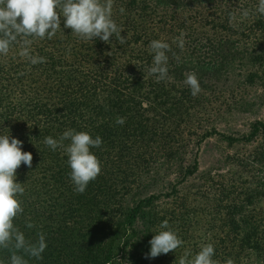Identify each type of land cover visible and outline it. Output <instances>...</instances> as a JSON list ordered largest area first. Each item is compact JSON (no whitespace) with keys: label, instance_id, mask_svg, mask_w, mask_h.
I'll return each mask as SVG.
<instances>
[{"label":"trees","instance_id":"trees-1","mask_svg":"<svg viewBox=\"0 0 264 264\" xmlns=\"http://www.w3.org/2000/svg\"><path fill=\"white\" fill-rule=\"evenodd\" d=\"M151 1L152 5L142 1L140 5L139 0H114L113 19L123 27L121 35L126 43H119L115 36L110 38V43L100 38L81 40L70 28L64 27L61 17V29L51 40L36 39L31 45L32 54L45 57V63L31 64L19 55L18 45H14L7 56L0 55V107L3 108L0 110V134L23 141L22 150L33 155L31 168L22 164L17 169V182L24 183L26 191L21 197L24 213L15 224L32 241L37 239L39 232L45 233L48 245L42 260L25 257L29 264H118L116 257L122 264L124 261L178 264L179 257L186 252L180 247L166 255L146 259L145 254L151 247L149 241L163 220L167 219L175 229L186 217L185 213L195 214L196 209L188 212L183 209L179 214L172 210L167 218L158 209V201L176 194V186L166 193H151L139 198L140 192L136 193L133 187V182L137 181L135 176L139 174L129 169H139L145 164L146 154H156L152 145L159 142L169 150L165 157L181 169L180 181L199 170L198 161L186 166L183 158L189 146L185 134L192 116L191 107L200 104L198 95L193 97L186 89L178 88L186 73L203 75L198 77L201 88L222 85L232 76L229 70L236 63L235 57L244 58L242 68L248 80L264 84V15L258 13L253 21L243 22L246 37L258 36L252 51L242 54L231 39H226L229 48H225L221 38L213 39L203 34L201 39L194 37L197 26L205 30L218 26L222 30L230 28L229 17H224L227 22L220 23L219 17L201 14L187 22L183 14L219 1H229ZM251 2L253 5L254 0ZM233 12L234 9L227 8L229 16ZM178 14L182 15V20L175 23ZM157 15H161V19L157 20ZM150 18L158 28L151 33L147 26ZM178 30L188 31L186 37L192 41L204 40L195 47L197 50L206 48L208 39L216 40L213 61L211 58L207 61L206 56L195 58L194 48L192 57L183 54L173 42L180 36L179 32L176 34ZM163 35L173 38L165 40L172 49L167 53L170 79L156 82L155 76L148 72L153 60L149 45ZM112 91L116 94L110 104L113 118L109 122L100 121L97 132L103 143L100 148L91 149L102 163V173L89 183L83 194H78L70 179L67 155L61 148L52 151L44 144V139L48 136L59 139L70 128L92 134L95 124L86 122L92 120L96 112L109 111L104 107L105 96ZM26 99L28 103H35L29 109L31 113H25ZM2 100H6L7 105ZM118 117L125 118L123 125L116 123ZM188 131L190 137L193 133ZM216 133L226 136L216 129L207 130L198 137V142ZM259 136L264 137V119L253 123L249 134L227 138L250 143ZM64 143L67 145L69 141ZM252 163L264 168V142ZM243 174L246 176L223 179L216 190L220 194H214V207L207 213L206 231L213 234L214 259L218 264H226L228 259L234 264H264V211L261 215L257 209L264 204V169H244ZM130 192H134L132 204H124L122 198ZM140 219L143 225L138 229L136 223ZM29 222L35 227L29 229L26 226ZM136 250L139 256L131 261L129 258ZM10 255L9 250L0 249V264H10Z\"/></svg>","mask_w":264,"mask_h":264},{"label":"rangeland","instance_id":"rangeland-1","mask_svg":"<svg viewBox=\"0 0 264 264\" xmlns=\"http://www.w3.org/2000/svg\"><path fill=\"white\" fill-rule=\"evenodd\" d=\"M128 1L129 0H127V2ZM141 1L143 4L148 3L152 5L153 3L151 0H139L140 5H143ZM227 1L229 2L226 3L219 1L215 3L216 5L205 6L204 8L201 7L202 9L200 10L184 12V18L187 22H190L191 18L203 14L214 17L215 19H218L219 17L221 23V21L227 22L226 18L229 17L230 21L227 23L231 26L230 28L222 30L221 26H218V28H215L214 30H205L197 26L198 28H195L194 37L201 39L203 34L211 36L213 39L214 37L221 38L220 42H223L222 45L225 48H229L226 39H231V41L237 45L234 47L240 50L242 54H249L255 45V39L258 35L251 34L250 37H246L243 34L244 29L246 28V26L243 25V22L246 21L244 23H248L253 21L255 15L258 14L256 9L259 0H254L253 5L251 2L252 0ZM227 8L234 9L233 14H235L236 17L234 20L231 19L232 16H229L228 13H226ZM244 10H248L249 12L247 17L242 15ZM198 11H201L202 13ZM157 16L155 17V22L156 18L157 20L159 18L161 19V15ZM224 17L226 18L224 19ZM180 20H182V15L178 14L175 17L174 22L179 23ZM147 26L149 27L150 33L158 30L153 20L151 21V18L150 21H148ZM246 31L248 30L246 29ZM178 32L180 34L183 33L178 30L176 34ZM186 32L188 31L183 33L185 35L183 36L185 41L183 54H190L192 57V49L194 48L193 56L195 58L206 56L207 61L209 58L213 61L214 57H216V46L213 45L216 44V40L212 41L208 39L207 41H209V45L206 48L197 50L195 47L200 45L204 40L200 41L199 39L197 41H192L189 37H186ZM173 37L175 39V36ZM169 38L172 37L168 35L160 36V39L164 41ZM230 45H233V43L230 42ZM176 46L178 47L177 43ZM178 49L180 48L178 47ZM235 59L236 63L233 64V68L229 70L232 74L231 78H229L230 80H223L224 84L222 85L211 84L207 88H202V91L198 94L200 97V104H195L191 107L192 116L186 125L188 127L187 129L192 131L191 133L193 134L190 133L191 136L189 137L188 130L185 134V139H187V142L189 141V146L186 149V154L183 158L186 166L189 164L192 165L195 161H198L199 170L196 173L189 175L185 180L180 181L181 169L176 167L177 164L173 163V160L170 161L171 159L168 160L165 157V153L169 150L165 149L159 142L152 145L157 152L156 154H146L148 162L145 161V164L139 166V169H129L130 171L139 174V176H135L137 181L133 182L135 192H140L139 198L146 197L151 193H166L171 191L174 185L176 186V194L164 196L158 201V209L161 214H166L167 218H169L168 213L172 210L179 214L183 209H185V212L196 209L195 214H193L192 211L189 212V214L185 213L186 217L181 223H177L174 229L178 233V236L184 241L183 245L180 247L182 251H190L194 255L200 250L202 245L208 243L212 244L211 237H213V234H211V231H206L208 230L206 226L208 218L207 213H209L208 210H212L214 207V194H220L219 191L216 192V190H218L221 182L233 179L234 177L246 176V174H243L244 169H264L257 164L252 163L255 153L262 147L264 142L263 136H259L250 143L244 140L231 141L227 138L228 136L243 137L244 135L249 134L252 130L253 123L257 120L264 119V84H261L260 81L257 82V80L253 83L248 80V76L246 75L244 68H242L244 58L239 59L235 57ZM196 74L199 78L203 76L199 73ZM184 80L179 81L180 87L178 88H182L183 90L186 89L191 93L190 88L184 84ZM107 82L109 85H113L111 82ZM113 92L114 91L108 92L105 96L107 102L104 107L108 108L109 111L107 113L104 110L103 113H101V111L98 113L96 112L97 114L95 113L92 116V120L86 122L92 125L95 124L94 129H92V136L98 135L97 128L100 125V121L106 120L109 122L113 118V115L110 112L111 101L116 95ZM80 94L81 92H77V95ZM28 99H26L27 101L25 100V104H23L25 113H31L29 109H32V105L35 104L33 102L28 103ZM2 102L7 105L6 100H2ZM13 103H16L15 97ZM12 105L13 104H9V106ZM96 105L102 107V105ZM2 109L3 108L0 107L1 111ZM29 124L30 123H28V126ZM213 129H216L220 133H224L226 136L216 133L205 137L200 143L198 142V137L200 138L202 133ZM246 172L248 173V170H246ZM209 191H214V193H210ZM133 193L130 192L123 196L122 199L124 204H132ZM257 209L261 211L262 215L264 204L262 203L258 205ZM183 223L186 226L181 227V225H184ZM136 225L139 229V226L141 227L143 225V221L141 219L138 220ZM138 256L139 251L136 250V254L129 259L135 261ZM128 264L133 263L128 261Z\"/></svg>","mask_w":264,"mask_h":264},{"label":"clouds","instance_id":"clouds-1","mask_svg":"<svg viewBox=\"0 0 264 264\" xmlns=\"http://www.w3.org/2000/svg\"><path fill=\"white\" fill-rule=\"evenodd\" d=\"M113 7L114 0H0V55L7 56L10 49L18 45L19 55L27 58L31 64L45 63V57L32 54L31 45L36 39L51 40L61 29V17L64 18V27L70 28L81 40L100 38L110 43V38L115 36L119 43H126L125 37L121 35L123 27L113 19ZM256 11L264 15V0H259ZM120 12L123 13L124 9L121 8ZM242 15L247 17L248 10H244ZM235 18L233 14L231 19ZM183 36L181 33L173 41L181 50L185 43ZM149 48L153 54L149 74L155 76L156 82L169 80L167 53L172 51L170 44L157 39L150 42ZM184 84L190 88L193 97L202 91L195 72L185 74ZM116 123L123 125L125 118L118 117ZM65 141L69 143L65 145ZM102 143L99 135L93 138L87 131L71 128L64 131L59 139L52 136L44 139V144L52 151L61 148L67 155L70 179L78 194H83L89 183L102 173V163L91 151L100 148ZM22 145L23 141L8 134H0V249L10 251V264H29L25 257L42 260V253L48 246L45 233L39 232L37 239L32 241L15 224V220L24 213L21 197L26 191L24 183L17 182V169L22 164L31 168L33 161L32 153L23 151ZM26 226L29 229L35 227L31 222ZM154 232L156 235L149 241L151 247L150 252L145 254L146 259L176 251L184 243L167 219ZM214 256L215 247L208 243L202 245L195 255L186 251L179 257L178 264H218ZM116 260L122 264L118 257ZM123 264L128 262L124 261ZM226 264L234 262L228 259Z\"/></svg>","mask_w":264,"mask_h":264}]
</instances>
